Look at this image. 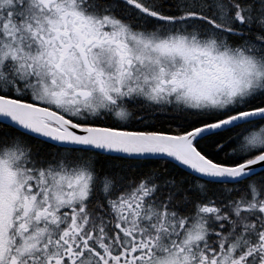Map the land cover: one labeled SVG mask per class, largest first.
Segmentation results:
<instances>
[{
	"label": "snow or ice",
	"instance_id": "obj_1",
	"mask_svg": "<svg viewBox=\"0 0 264 264\" xmlns=\"http://www.w3.org/2000/svg\"><path fill=\"white\" fill-rule=\"evenodd\" d=\"M0 264H264V0H0Z\"/></svg>",
	"mask_w": 264,
	"mask_h": 264
}]
</instances>
